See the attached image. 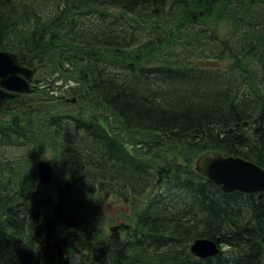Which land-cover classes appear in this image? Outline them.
Instances as JSON below:
<instances>
[{"label":"trees","instance_id":"obj_1","mask_svg":"<svg viewBox=\"0 0 264 264\" xmlns=\"http://www.w3.org/2000/svg\"><path fill=\"white\" fill-rule=\"evenodd\" d=\"M107 8L143 23L166 13L181 24L174 37L200 12L216 14L233 23L225 40L213 36L219 59L232 63L226 70L172 59L150 64L157 45L151 39L126 59L120 53L139 44L140 22L110 17ZM54 48L59 68L75 69L79 85L69 94L80 101L92 96L119 129L83 113L47 114L43 104L52 99L37 91L32 109L6 108L0 264H264V194L224 193L195 170L198 156L211 150L264 168V0H0V49L39 71ZM137 133L148 155L128 148L127 135L134 145ZM49 142L70 174L63 190L43 194L20 165ZM77 185L86 198L78 199ZM103 192L128 198L131 232L83 230L77 212L91 221L89 205L99 206ZM199 238L219 243L220 253L194 257L190 246Z\"/></svg>","mask_w":264,"mask_h":264},{"label":"rangeland","instance_id":"obj_2","mask_svg":"<svg viewBox=\"0 0 264 264\" xmlns=\"http://www.w3.org/2000/svg\"><path fill=\"white\" fill-rule=\"evenodd\" d=\"M236 5V4H235ZM106 13L110 17L124 18L129 22L138 23L140 22V30L142 32L141 40L139 44L130 49L127 52L119 53L124 54L126 59L141 51L137 48H142L146 46V41L152 40L157 43L151 49L150 55L147 57V61L150 64H158L169 62L170 59L172 63L176 62L179 64H185L187 66H199L210 69H221L226 70L230 67L232 61L227 59H219V47L214 41V37L222 38L225 40L232 34L233 23L223 19L217 20L216 14L210 15L209 17H204V12H200L195 17V22L190 24V29L186 25L182 26L184 31L174 37L173 31H178L181 24L176 22H169V16H160L154 20L147 21L149 23H143L137 16L125 13V11L114 8H107ZM235 14L240 17L243 14V8H237L234 10ZM193 14V13H192ZM94 19V18H92ZM90 19H86L89 22ZM144 24V25H143ZM12 36V35H11ZM214 36V37H213ZM147 48V47H145ZM114 52V51H113ZM110 52L107 57L117 58L116 54ZM147 53V52H144ZM122 58V57H121ZM146 59V58H145ZM48 66L44 70L37 71L35 79L38 81L36 83V91L39 95H46L51 97L52 102H47L43 104L44 111L50 113H56L60 116L63 113H83L86 118L98 119L108 130L119 129V125L114 119V116L107 110L104 109L92 96L93 101L84 97V101L77 102L76 104H68L67 99H72V94H69V90L76 89L78 83H76L75 69L69 66L60 67L58 63L61 60L60 54L54 48L50 51V56L48 57ZM42 66H39L41 68ZM89 96V95H88ZM40 99V96H36ZM79 98V97H77ZM41 106L39 103H34V106ZM41 114V112H38ZM43 114V113H42ZM51 115V114H50ZM113 116V117H112ZM117 123V124H116ZM44 134V133H43ZM40 133V135H43ZM136 138L134 145H130V138L127 135L126 143H129L128 148L134 153H137L135 148H139V156L148 155V150L145 145L139 146L141 142L139 137H142L137 133L136 135H131ZM52 138V137H51ZM48 151L52 153V162L57 167L56 173L53 175V181L49 185H42L35 172V163L37 160L42 158ZM59 147L54 145L53 142L44 144L43 151L41 154L32 153L33 159L25 161L20 166L21 173L27 175L28 177H35V181L40 186V191L43 194H49L51 190H56L58 187L64 189V184L66 179L70 174L68 165L64 160H61L59 156ZM171 156L174 154L171 153ZM168 156V157H171ZM68 182V181H67ZM74 185V183L69 182ZM71 185V188L74 189ZM77 195L78 199L86 198V191L80 188L78 185ZM104 200L100 202L99 206L89 205L92 216L91 221L87 219L86 216H82L81 213L77 212V215L83 219L80 221V225L83 230L88 235H95L98 231L100 234L103 232H110L109 228L116 225L118 222H127L130 217V208L128 198L121 194H109L103 192ZM72 195V194H71ZM81 202V201H80Z\"/></svg>","mask_w":264,"mask_h":264},{"label":"water","instance_id":"obj_3","mask_svg":"<svg viewBox=\"0 0 264 264\" xmlns=\"http://www.w3.org/2000/svg\"><path fill=\"white\" fill-rule=\"evenodd\" d=\"M35 71L23 65L16 53L0 49V109L10 106L19 99L26 102V97L33 90ZM75 103L76 99H67ZM32 108V105H29ZM195 170L209 179L224 193L241 192L252 195L264 194V168L237 156H225L211 150L201 154L195 162ZM57 167L52 162V153L48 151L35 163V172L40 184L49 185ZM134 226L127 222H118L109 228L110 233L131 232ZM221 245L214 240L199 238L190 246V253L198 259H209L218 255Z\"/></svg>","mask_w":264,"mask_h":264},{"label":"flooded vegetation","instance_id":"obj_4","mask_svg":"<svg viewBox=\"0 0 264 264\" xmlns=\"http://www.w3.org/2000/svg\"><path fill=\"white\" fill-rule=\"evenodd\" d=\"M22 105H23V103L19 99L17 102H13L10 106H6V107L1 108L0 109V122L6 121V118H7V113H6L7 109L6 108L13 107V106H14V108L15 107L19 108Z\"/></svg>","mask_w":264,"mask_h":264}]
</instances>
